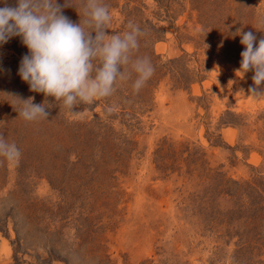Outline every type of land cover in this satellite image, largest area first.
<instances>
[{"label": "rangeland", "instance_id": "obj_1", "mask_svg": "<svg viewBox=\"0 0 264 264\" xmlns=\"http://www.w3.org/2000/svg\"><path fill=\"white\" fill-rule=\"evenodd\" d=\"M68 3L83 22L86 0ZM103 3L109 34L144 33L138 93L132 72L77 115L49 97L26 121L20 99L46 98L18 75L21 39L0 46V135L21 151L0 157V264H264V97L235 35L264 37V0Z\"/></svg>", "mask_w": 264, "mask_h": 264}, {"label": "clouds", "instance_id": "obj_2", "mask_svg": "<svg viewBox=\"0 0 264 264\" xmlns=\"http://www.w3.org/2000/svg\"><path fill=\"white\" fill-rule=\"evenodd\" d=\"M0 4V46L14 37L21 39L28 53L21 59L18 75L30 91L46 98L42 104L33 103L34 97L20 99L23 107L18 113L26 121L48 119L45 105L49 97L77 115L74 109L80 105H94L111 97L117 83L130 79L132 72L136 74L132 87L137 93L154 74L149 58L133 59L140 47L139 37L144 34L140 26L129 21L123 34H109L112 15L103 0H86L87 18L79 23L63 14V8L72 7L68 0L63 5L58 0H0ZM235 35L241 37L244 46L236 74L253 72L248 93L264 97V37L257 44L252 31L238 29ZM0 157L10 164L18 163L21 157L18 146L3 135Z\"/></svg>", "mask_w": 264, "mask_h": 264}]
</instances>
